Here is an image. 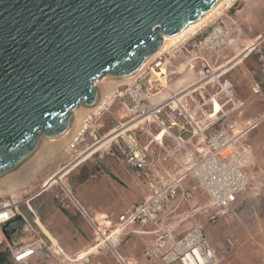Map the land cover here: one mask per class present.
Here are the masks:
<instances>
[{"label": "built area", "instance_id": "obj_1", "mask_svg": "<svg viewBox=\"0 0 264 264\" xmlns=\"http://www.w3.org/2000/svg\"><path fill=\"white\" fill-rule=\"evenodd\" d=\"M259 52L264 76V53ZM166 53L157 56L124 85L114 88L111 102L90 111L83 120L82 134L69 143L75 149L85 140L87 132L98 139L100 134L95 123L115 100H122L127 119L119 121L108 134L114 132L112 140L123 146L128 169L145 185L146 196L130 205L117 221L107 215L92 219L74 199L79 212L94 229L92 244L75 253H68L58 239L39 235V213L29 203L23 209L21 202L12 197L0 199V264H90L91 256L100 252L112 255L120 264H137L119 251L126 230L136 224L155 226L156 237L144 249L149 263L224 264L229 252L217 253L203 224L176 237L171 231L163 230L162 221L179 198L190 200L197 190L214 209L211 219L232 211L240 203L254 177V156L251 145L239 143V139L264 122V110L254 123L240 133L236 131L245 103L236 94L234 84L223 77L225 71L214 75L215 71L206 69L208 73L203 79L212 76L206 83L168 91L167 96H160L161 90L152 92V80L162 83L159 76L148 80L149 86L143 87L141 77L149 70H161L168 62ZM202 66L204 73L206 62ZM211 80L215 85L209 89L206 84ZM252 88L255 94L264 97L261 83L254 82ZM232 115L236 118L229 120ZM150 123L154 125L152 129L148 126ZM17 217L24 223L7 238L4 226Z\"/></svg>", "mask_w": 264, "mask_h": 264}, {"label": "water", "instance_id": "obj_2", "mask_svg": "<svg viewBox=\"0 0 264 264\" xmlns=\"http://www.w3.org/2000/svg\"><path fill=\"white\" fill-rule=\"evenodd\" d=\"M217 1L0 0V178L96 104L95 81L129 75Z\"/></svg>", "mask_w": 264, "mask_h": 264}, {"label": "rangeland", "instance_id": "obj_3", "mask_svg": "<svg viewBox=\"0 0 264 264\" xmlns=\"http://www.w3.org/2000/svg\"><path fill=\"white\" fill-rule=\"evenodd\" d=\"M251 1L252 0H236L230 8H227V6L220 14L210 19L195 32L196 34L194 33L195 36H192L189 40L188 44L185 46L186 49L180 46L179 49L174 51L171 56L173 65L169 66L168 70L165 67L161 70L157 68L155 69L157 71L149 72L145 75L142 80L143 87L149 86L148 80L156 76L160 77L162 83H154L152 80V92L161 90L160 96H167L168 91L180 90L189 86H193L194 88L202 85L212 77L210 76L203 79L205 74L208 73L205 72L206 69H210L211 72L215 71L214 75L224 72V69L221 70V67L229 63L237 54L243 52L249 44H253L250 49L251 51L256 41L262 36L263 39H260L261 41L258 42L256 48L251 52L249 51V57L255 60L256 66L260 70L259 51L264 52V29L254 31L252 29L254 21L250 19L249 14L244 12L247 7L250 8ZM245 59L247 58H242L241 61L237 64H233L232 67L229 65L223 77L227 78V76H232L233 73H237L235 76L238 80H240L238 75L245 77L243 73L240 74L242 71L241 66H243ZM202 62H206L207 65V67L204 68V73H202ZM182 65H185V68H180ZM169 70L175 72H170V74ZM162 74L165 75L162 76ZM127 81L128 80L116 82L108 77H103L97 81L95 88L100 92L99 97L102 95L106 96L114 88L124 85ZM206 85V87L212 89V86L215 85L214 80H211L209 84ZM261 85L264 88V83ZM248 86H250V84ZM246 89L248 92L251 91V100L252 97L258 100L260 109L258 111L247 109V102L244 101V117H242L243 120L237 125L236 131L244 130L248 127V123L259 117L264 110V97L252 94L251 86ZM236 94L238 95L239 92ZM121 102L122 100H115L105 115L95 123V127L100 134L98 139L90 137L87 132L84 135L85 140L81 141L75 149L69 147V143L74 137V132L72 133L70 129L57 138L44 139L37 151H35L30 158L20 164L15 170L9 171L0 178V187L5 188L9 185L12 187L15 186V191L13 193L8 192L0 194V199L12 197L20 201L21 207L26 209L28 203L34 205L37 199L35 198L37 192L43 187L48 186L47 192L45 193L46 196L56 201L59 199H66L72 204H75L74 198H77L85 205L84 201L81 200L77 194V188L84 178H90V174H94L97 170H100L99 166L104 167V165L108 164L115 165V167L122 169L120 170L121 172L127 169L126 155L123 146L115 142V140H112L111 137L104 142L100 149L92 153L85 161L83 160L80 164L72 167L61 176L60 179L47 186L45 185V181L57 170L60 171L73 162L90 146L101 142V140H103L101 137L103 138L108 134L119 121L127 119V111ZM71 111L73 113V120L75 121L73 122V127L76 123V125L79 124V128L82 127L81 129H83V120L89 113L87 107L80 105L77 108H73ZM251 131L242 136L239 139V143L251 144L248 140ZM261 132V134L264 133V125L261 128ZM252 149L254 156L252 174L256 177L258 176L256 174L258 169L257 159L261 161L262 165L264 164V143L261 145L260 150L256 149L255 152L253 146ZM255 153L259 154L258 158ZM32 168L34 170L31 172ZM28 170V176L22 179L24 172ZM91 179L95 180V178ZM75 187L77 188L74 189ZM81 188L82 187H80V189ZM71 192L75 196L74 198L71 196ZM85 194V198L87 199L94 198L92 191H87ZM206 200V198H203L200 200L201 202L203 201V203H201L195 199L188 201L179 198L166 213V217L163 218V230L171 231L176 237H180L194 226L203 224L206 235L211 245L217 250V253L229 252L224 264H264L259 262L262 260L260 254L251 252V249L254 248L251 244L252 241L249 242L247 238L249 230L253 231L254 234L252 235L261 233L262 238H260V241L264 245V189L258 190L248 187L243 193L240 203L234 207L232 211L219 215L215 219H211L214 209L207 206L208 203ZM203 205H205V207H203ZM143 227L149 231L155 229L153 224H147ZM128 230L129 228L126 231ZM149 235L151 238L148 241L156 237V234L153 232ZM52 236L56 237L59 243L65 248L59 236ZM228 242H231L230 247ZM65 250L68 251L66 248ZM112 259L116 261L113 256Z\"/></svg>", "mask_w": 264, "mask_h": 264}, {"label": "crops", "instance_id": "obj_4", "mask_svg": "<svg viewBox=\"0 0 264 264\" xmlns=\"http://www.w3.org/2000/svg\"><path fill=\"white\" fill-rule=\"evenodd\" d=\"M244 12L249 14L250 19L254 21V24L252 25V29L254 31H260L264 29V0H252L250 8L247 7ZM195 34L191 35V37L180 43L177 48L166 51V58L168 59V62L163 67L168 70L169 66L173 65L171 56L174 51L179 49L180 46L185 48L189 40L192 38V36H195ZM246 58L247 59H245L243 62V66H241L242 71L240 72V74L243 73L245 77L238 75V78L240 77V80H238L235 76L237 73H233L232 76H227V78L234 84L236 93L239 92V94L242 96L241 97L238 94L240 98L247 102V109L258 111L260 109V103L254 97H252L251 100V91L248 92L246 88H250L251 86L253 92L252 94L257 95L254 93L252 86L254 82L263 84L264 76L261 73V69L259 70L256 66L255 60L249 57V53L247 54ZM183 67L185 68V65H182L180 68ZM149 72L153 71H147L143 77H141V79L143 80L145 75ZM170 72L173 73L175 71L169 70V73ZM226 72L227 70L225 73ZM249 84L250 86H248ZM105 113H103L100 119L105 115ZM242 117H244V114ZM242 117L238 118L236 125H238L243 120ZM235 118L236 116L232 115L229 117V120ZM254 121L255 120H251L248 123V126L251 123H254ZM260 124L255 126V129L252 128L254 129L253 131H251L252 129H249L243 134L244 136L251 131L248 140L251 142V144H249L255 148V152L256 149L260 150L261 145L264 143V133L261 134V128L264 123L262 122ZM148 126L151 129L154 127L152 123H150ZM255 154L258 158L259 154ZM85 160L86 159H84V161ZM257 166L258 169L256 174L258 176H254L255 178L253 177L251 179L249 188L262 190L264 189V164L262 165L261 161L257 159ZM99 168L100 170H97L96 173L90 174V178H84L78 188H74H77V194L79 198L84 201L85 205H83L77 198H74L75 196L72 194V192L71 195L87 210L92 219L99 220L102 216L107 215L110 216L114 221H117L119 215L124 213L126 209L130 207V205L142 200L146 196V187L138 179L136 180V177L130 172L128 166L127 169L123 170L122 172L120 171L122 169L111 164L104 165V167L99 166ZM58 172L59 170H57L51 177H54V175H56ZM91 178H95V180ZM188 185L189 184L186 181L184 186L187 187ZM47 187H43L39 192H37L35 195V198L37 199L34 202V205H31L33 208L37 209L39 213V221L37 225L39 235L44 237L49 236L53 239L57 238L52 235L59 236L65 248L68 250V253H75L87 249L92 244L94 238V229L92 224L79 212L75 204L69 203V201L66 199H59L56 201L55 199L46 196L45 193L47 192ZM80 187L82 188L80 189ZM87 191L93 192V199L85 198V193ZM203 198L205 197L202 195V193H200L199 190H197L195 192V196L190 200L195 199L200 201ZM201 203H203V201ZM203 207H205V205H203ZM152 232L153 231H149L145 229V227H141L137 224L131 226L124 236L121 246L119 247V251L123 257L137 264H162L160 261L149 263L144 256L145 245L146 242L151 238L149 234ZM248 232V241H252L251 244L254 248L251 249V252L260 254L262 260L259 262L264 263V245L260 241V238H262L261 233L252 235L254 234L252 230H249ZM90 264L120 263L114 261L110 254L100 252L92 256Z\"/></svg>", "mask_w": 264, "mask_h": 264}, {"label": "bare ground", "instance_id": "obj_5", "mask_svg": "<svg viewBox=\"0 0 264 264\" xmlns=\"http://www.w3.org/2000/svg\"><path fill=\"white\" fill-rule=\"evenodd\" d=\"M234 1H236V0H218L205 13H203L201 16H199L197 19H195L193 22H191L187 27L183 28L177 34H174L172 36H165L161 46L159 47V49L156 52H154L153 54L149 55L147 58H145L143 60V62L139 65V67L136 70L131 72L129 75L122 76V77L115 78V79H111V78H109V79H111L113 81H116V82L125 81V80L129 81L131 78H133V77L137 76L139 73H141L142 70L145 67H147L152 61H154V59L157 56H159L163 52L170 51L173 48L177 47L181 42H183L184 40L189 38L192 34L197 32V30L199 28H201L203 25H205L210 19H212L214 16L220 14L223 11L224 8H226L227 6H228L227 8H230L233 5ZM259 39H261V38H259ZM256 44H257V41H256ZM252 46H253V44H249L248 47L243 50V52H241L240 54H237L229 63H227L225 66L221 67V70L224 69V71H226L229 65H231V67H232L233 64H237L239 61H241L242 58L247 56V54L249 53V51L252 48ZM97 81H99V80H97ZM97 81H95V85L97 84ZM111 92L108 93L106 96L105 95H102L101 97L98 96L96 104L94 106L90 107V108L87 107L88 111L90 112V111H92L94 109H97L99 106H101V105H103L105 103H110L111 102V99H110ZM99 94H100V92H99ZM73 122H75V121L73 120ZM73 122L71 124L70 130H72V133L74 132L73 139H76L79 135L82 134V132L84 130V127H85V122H84L83 129H81L82 127L79 128V124L76 125V123H75V125L73 127ZM110 137L113 139L115 137V133L113 132L111 134L106 135L103 138V140H101V142H98L97 144H94L93 146H90L87 150L82 152L79 155V157H77L73 162H71L65 168L60 170L56 174V176L54 175V177H51L50 179L46 180L45 185L46 186L50 185L51 183H53L56 180L60 179V177L63 176L66 172H68L72 167L76 166L78 163H80L81 161H83L84 159L89 157L92 153H94L95 151L100 149V147L104 144V142H106ZM33 170L34 169L32 168L31 172ZM28 174H29V170L24 172V175L22 176V179L26 178L28 176ZM14 191H15V186L12 187L11 185H9V186H7L5 188L4 187H0V194L8 193V192L9 193H13ZM93 250L94 249H92L91 251H93Z\"/></svg>", "mask_w": 264, "mask_h": 264}]
</instances>
